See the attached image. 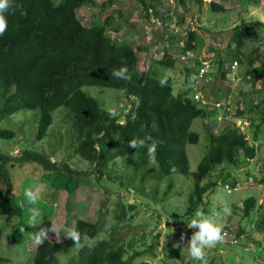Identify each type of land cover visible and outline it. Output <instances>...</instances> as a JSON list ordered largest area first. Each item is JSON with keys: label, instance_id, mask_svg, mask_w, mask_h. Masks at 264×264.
I'll return each mask as SVG.
<instances>
[{"label": "trees", "instance_id": "trees-1", "mask_svg": "<svg viewBox=\"0 0 264 264\" xmlns=\"http://www.w3.org/2000/svg\"><path fill=\"white\" fill-rule=\"evenodd\" d=\"M101 1L102 14L116 2ZM138 1L144 5V13L153 26L170 27L172 21L168 14L160 16L159 6H166L167 0H153L151 3L146 0ZM181 2L184 4V0ZM198 2L202 4L201 0ZM14 3L21 5L26 16H21L20 10L10 12L7 15L8 30L0 36V120L8 119L22 110H38L40 118L36 138L41 141L54 124V113L59 109L67 110L76 136L73 155L87 161L94 169L80 171L65 162H52L47 155L35 151L27 150L20 157H13L0 150V216L14 215L22 218L30 208L28 203H18L10 174L11 167L15 164L11 162L13 159L17 161V167L38 164L47 173L46 178L53 181L58 177L57 180L63 185L70 186L67 187L68 191L73 194L79 183L88 185L92 175L97 182L102 183L107 174L112 172V164L118 159L133 164L135 171L148 166L147 149L135 150L128 147V142L150 135L162 142L157 149L158 166H153L151 174L155 180L163 181L173 175L189 174L188 147L199 144L201 134L194 129V123L197 119H202L204 137L209 142L210 150L194 173L195 187L188 210L190 214L202 203L203 196L207 193L202 183L214 171L217 170L219 181L224 180L232 176L229 168L237 169L244 160L258 158L257 148L250 144L247 132L237 125V121L250 122L255 128L251 133L252 141L257 142L260 136H264V93L261 101L251 102L246 108L238 106L230 124L221 132H214L210 124L215 127V111L221 109L228 115L232 112V105L231 111H226L215 106L221 101L208 102L204 96L201 101L196 102V89H193L194 96H190L191 90L175 95L173 86L168 83L161 86L157 72L152 69L154 66H150L144 76L139 70L137 50L132 44L127 41L117 43L109 36L108 31H118L113 27L112 16L103 15L102 19L91 26L84 25L80 20L78 11L90 3L95 4V1L14 0ZM211 7L214 11L223 9L221 4L214 1L211 2ZM261 30H264V23L260 21L234 27L231 36L233 44L229 49L230 52H235L231 64L237 60L241 66L247 67L243 80H248L254 88L259 83L264 84V51L260 46L264 43V36ZM197 37L195 31L187 30L175 46L169 42L170 49L180 56V62L187 65L185 72L192 79L194 88L199 81V69L203 66V62L195 58ZM248 46H253L252 51L243 54L242 50ZM174 47L178 48L177 52ZM189 51L194 53V57L182 60ZM162 54V57L152 63L166 69L176 68L178 59L167 48H163ZM191 59L195 60L193 65L189 64ZM226 63H219V75L230 81L228 73L231 70L225 67ZM121 67L128 69L130 80H118L111 75L114 69ZM209 71L202 81L209 79ZM86 87L112 88L127 98H136L138 105L127 117L126 125L102 110L100 103L84 91ZM154 122L157 126L155 130ZM15 136L12 130H0V139L13 140ZM260 157L258 164L262 166L264 157ZM173 166L175 171L171 170ZM146 174L148 176L149 172ZM251 179L253 178L245 180V185L251 183ZM219 181H216L215 186ZM170 187H173V183ZM231 187L236 189L237 185ZM257 203L256 198H248L240 210L244 218L250 221L254 219L256 229L264 230V215L258 219ZM261 208H264V202ZM109 213L108 207L104 206L97 222L78 220L75 226L80 232H86L92 241L104 232L109 235L108 240H98L91 246L77 250L70 239L53 242L48 238L37 246L32 264H130L131 260H124V245L114 234L118 229L116 225L124 221L125 214L122 212L118 215L115 227H111L108 225ZM51 227L52 222L44 219L39 230ZM245 233H248L247 230L241 228L239 235ZM73 250L75 253H72ZM68 254L71 256L68 257ZM59 255H66L67 261H61Z\"/></svg>", "mask_w": 264, "mask_h": 264}, {"label": "rangeland", "instance_id": "rangeland-1", "mask_svg": "<svg viewBox=\"0 0 264 264\" xmlns=\"http://www.w3.org/2000/svg\"><path fill=\"white\" fill-rule=\"evenodd\" d=\"M93 1L96 3H90L78 11L82 23L91 26L102 19L103 15L112 16L113 27L118 31H108L109 36L117 43L127 41L132 44L137 50L139 70L144 76L150 66H154L152 69L157 72L160 81L167 73H171L167 83L173 86L175 95L191 90L190 96H194L193 89H196L208 102L219 100L232 105V112L228 115L221 109L215 111V127L210 124L214 132H221L230 124L238 106L246 108L251 102L261 101L264 84L259 83L254 88L248 80L231 81V73H228L230 81L224 80L219 75V63L226 61L225 67L230 68L235 54L229 50L233 44L231 36L234 27L253 21L264 23V0H201L202 4L199 0H184V4L181 0H167L166 6H159L160 16L168 14L171 25L175 24L173 30L170 27L153 26L151 21L147 20L144 5L138 0H116L103 14L102 1ZM146 1L151 3L153 0ZM213 1L221 4L223 9L212 10ZM187 30L198 34L195 58L201 63L211 65L209 79L199 80L195 88L192 79L185 72L187 65L180 62V56L169 46V42L175 46ZM261 31L264 36V30ZM258 45L260 44H254ZM260 46L264 51V43ZM163 48H167L178 59L176 68L166 69L152 63L162 57ZM252 49L253 46H248L242 52L248 54ZM174 50L177 52L178 48L174 47ZM194 61L191 59L189 64L193 65ZM245 70L247 67L243 65L237 70L242 78L245 76ZM84 91L100 103L102 110L108 113L116 110V118L118 122L123 120V125H126L127 117L138 105L136 98H127L112 88L86 87ZM210 109L214 110L212 107ZM39 118L38 110H22L8 119L0 120V130H12L16 134L13 140L0 139L1 152L20 157L27 150L35 151L47 155L52 162H65L80 171L94 169L87 161L73 155L76 136L67 110L59 109L54 113V124L41 141L36 138ZM237 125L247 132L250 144L257 148L258 158L264 157V136L254 142L251 133L255 128L251 123L239 120ZM202 128V119H197L194 129L201 134V140L199 144L188 147L189 174L173 175L163 181L155 180L151 174L153 165L149 164L150 166L135 171L133 164L118 159L112 164V172L107 174L102 183L97 182L92 175L88 185L79 183L71 194L67 188L68 184L63 185L57 180L58 177L53 181L49 180L45 170L38 164L17 167V161L13 159L11 162L15 164L11 167L10 174L18 203H28L24 195L26 189L39 186L41 191L35 207H32L38 211L35 227H30L28 223L31 218L30 208L24 212L22 218L14 215L0 216V261H5L0 264L33 263L38 245L31 237L39 230L44 219L51 221L56 229V233L50 232L49 239L60 242L68 239L64 237L63 231L66 224L67 227L75 228L78 220L95 223L99 220L104 206L110 210L108 225L111 227H115L118 215L122 212L125 214L124 221L116 225L118 229L114 234L124 245V260H131L130 264H157L158 258V264H200L192 259L187 249V243L195 229H189L186 222L193 219L197 212L213 217L215 223L222 225L226 233L224 243L207 251V264H264V230L256 229L257 223L254 219L250 221L244 218L240 210L245 200L253 197L258 202V219L264 215V208H261L264 202V164L260 166L258 158L244 160L237 169L229 168L232 176L224 180L219 181L217 170L214 171L213 175L202 183L207 189L202 203L193 213L188 212L195 187L194 173L210 150ZM146 172H149L148 176H145ZM250 178H253L251 183L245 185V180ZM216 181H219L217 186ZM172 183L173 187H170ZM235 184L236 189L231 187L236 186ZM225 207L230 210L229 213L224 211ZM21 228L25 229L23 233ZM241 228L246 229L248 233L239 235ZM107 237L108 234L101 233L92 244L98 240H108ZM72 253H75V250ZM59 256L61 261H67L66 255ZM70 256L71 254H68V257Z\"/></svg>", "mask_w": 264, "mask_h": 264}, {"label": "clouds", "instance_id": "clouds-1", "mask_svg": "<svg viewBox=\"0 0 264 264\" xmlns=\"http://www.w3.org/2000/svg\"><path fill=\"white\" fill-rule=\"evenodd\" d=\"M16 10H20L21 16H26V12L21 9V5L14 3V0H0V36H3L8 30V20L7 15L10 12H14ZM111 75L120 80H130L131 77L128 75V69L126 67H121L119 69H114ZM171 73H167L163 79H161V86H164L167 83L168 76ZM112 117L118 116V112L116 110H112L109 113ZM123 123V120L120 121ZM155 122L153 123V129H156ZM162 142L154 139L152 136H148L146 138H134L128 142V147L133 148L135 150L146 148L147 156L149 158V163L153 166H158V162L156 159L158 146ZM175 171V166L171 169ZM40 187L36 186L35 188L26 189L24 195L28 201L31 211V218L29 220V226L35 227V219L38 215V211L31 206L37 203L40 194ZM226 213H229V209L227 207L224 208ZM187 227L189 229H195L193 234L190 237V240L187 243V249L189 255L193 260L199 261L200 264H207V251L216 247L218 244H222L225 241L226 233L224 232L223 226L215 223L213 217L206 216L203 212L195 213V217L191 219L189 222H186ZM20 231L23 233L25 231L24 228H21ZM52 231L56 233L55 227H51L48 229L40 228L39 231L32 234V240L36 245H42L45 240H47L48 233ZM65 232L66 238L70 239L72 244L77 250L83 249L87 246L92 245V240L86 232H80L78 229L74 227H65L63 229ZM184 239V236H181V240ZM157 259V264L158 260Z\"/></svg>", "mask_w": 264, "mask_h": 264}, {"label": "built area", "instance_id": "built-area-1", "mask_svg": "<svg viewBox=\"0 0 264 264\" xmlns=\"http://www.w3.org/2000/svg\"><path fill=\"white\" fill-rule=\"evenodd\" d=\"M153 23H155V21H153ZM170 28L172 30L175 29V24L170 25ZM193 57H194V53L189 51L186 53L185 56L182 57V60L185 61V60L193 58ZM240 66H241V64H239V61H237V60H234L232 62L231 67H230V70L232 73V78H233L232 81L243 80L242 76H240L238 74V71H237L240 68ZM209 69H210V63L209 64L203 63V66L199 69L198 77H199L200 81H202L206 77ZM194 99L196 102H199V101H201V99H203V95H201V93H196L194 96ZM215 106L217 108H223L226 111H231V104L229 102H219V103H216Z\"/></svg>", "mask_w": 264, "mask_h": 264}]
</instances>
